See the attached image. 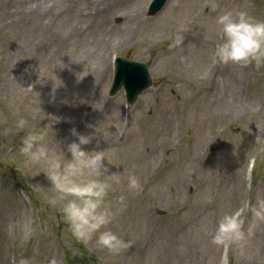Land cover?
Returning a JSON list of instances; mask_svg holds the SVG:
<instances>
[{
	"label": "rangeland",
	"instance_id": "rangeland-1",
	"mask_svg": "<svg viewBox=\"0 0 264 264\" xmlns=\"http://www.w3.org/2000/svg\"><path fill=\"white\" fill-rule=\"evenodd\" d=\"M150 2L0 0V264H264V224L243 249L212 243L219 217L264 191V65L214 63L215 19L264 20V0H169L152 16ZM117 55L152 75L130 107L124 91L109 95ZM21 118L25 132L51 123L44 133L56 150L75 140L73 128L96 137L86 150L108 149L109 168L123 173L108 228L129 248L112 254L73 237L43 169L16 154ZM25 218L36 227L26 240Z\"/></svg>",
	"mask_w": 264,
	"mask_h": 264
},
{
	"label": "clouds",
	"instance_id": "clouds-1",
	"mask_svg": "<svg viewBox=\"0 0 264 264\" xmlns=\"http://www.w3.org/2000/svg\"><path fill=\"white\" fill-rule=\"evenodd\" d=\"M215 24L221 36L213 50L214 63L242 67L264 65V20L256 19L245 11H225L216 17ZM26 90H33V87ZM50 124L41 128L40 132H25L29 122L19 119L15 126L24 135L16 154L23 155L27 164L43 169L51 190L63 202L61 212L73 237L119 254L131 245L108 228L116 215L108 201L114 185L121 184L123 173L112 172L109 168L107 148L86 150L96 137L82 134L75 128L71 129L75 140L66 144V151L60 142L59 150L50 147L44 133ZM140 187L139 178L128 175V190L138 191ZM124 200L125 197H119L121 205ZM249 212L251 218L246 220ZM261 224H264V191L257 192L254 204L245 201L236 210L223 213L216 222L212 243L221 248L236 246L243 249ZM17 227L25 240L36 231L31 218L23 219ZM19 264L33 262L21 259ZM48 264H59V261L53 257ZM222 264H226V260Z\"/></svg>",
	"mask_w": 264,
	"mask_h": 264
},
{
	"label": "water",
	"instance_id": "water-1",
	"mask_svg": "<svg viewBox=\"0 0 264 264\" xmlns=\"http://www.w3.org/2000/svg\"><path fill=\"white\" fill-rule=\"evenodd\" d=\"M166 0H155L150 9L151 13L159 11ZM152 84L148 66L144 62L118 57L115 62V76L110 91L114 95L122 88L125 89L128 101L133 104L139 95Z\"/></svg>",
	"mask_w": 264,
	"mask_h": 264
}]
</instances>
